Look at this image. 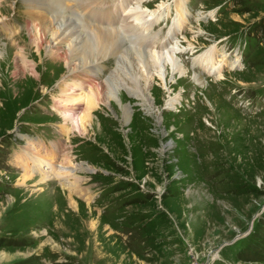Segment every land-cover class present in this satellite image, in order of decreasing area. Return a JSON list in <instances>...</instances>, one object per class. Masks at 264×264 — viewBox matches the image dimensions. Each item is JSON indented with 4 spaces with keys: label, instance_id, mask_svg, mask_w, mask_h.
Segmentation results:
<instances>
[{
    "label": "rangeland",
    "instance_id": "374dc122",
    "mask_svg": "<svg viewBox=\"0 0 264 264\" xmlns=\"http://www.w3.org/2000/svg\"><path fill=\"white\" fill-rule=\"evenodd\" d=\"M29 1L0 0V264H264V0H188L193 19L185 0L175 9L143 0L142 11L161 16L152 52L171 39L186 74L168 68L164 84L153 76L152 111L121 91L127 120L104 87L114 58L87 69L99 71L91 82L67 76L49 53L56 43L46 37L38 52L34 30L58 6ZM251 37L255 57L245 61L239 46ZM118 42L132 50L127 36ZM90 92L100 101L87 131L69 132L59 101ZM83 108L77 101L75 115ZM34 148L44 169L82 168L72 181L39 184L41 174H29Z\"/></svg>",
    "mask_w": 264,
    "mask_h": 264
},
{
    "label": "bare ground",
    "instance_id": "6f19581e",
    "mask_svg": "<svg viewBox=\"0 0 264 264\" xmlns=\"http://www.w3.org/2000/svg\"><path fill=\"white\" fill-rule=\"evenodd\" d=\"M51 1L53 4H56L58 9H61L60 11L62 12H59L57 9L55 10L56 13L52 15L51 20L48 21V19L46 20L42 17L44 20L37 22V26L34 30L36 31V35L38 34L39 36L36 40L38 52L46 37L52 39L56 44H50L51 46H48L49 53L53 52V56L55 55L56 58L59 57L63 63H65L67 73H74L77 72V70H80L83 74H89L90 71L87 69L90 68L92 64V66H94L95 62L97 64H95V69L100 70L101 67L99 66L98 61L101 62L108 57L114 58L115 67L110 72L108 78L105 79V85H103L108 90L107 99L112 102H118L119 105L125 109L124 117L126 120L129 118V110L127 106L123 105L120 101L122 94L121 91H126L129 95L135 97V100L138 99L147 111H152L153 103L150 95L148 94V87L150 81L153 80V76L161 79V82L164 84L166 83L168 68L172 75L186 74L184 69L182 70L173 59L175 49L174 45L171 44L173 43L171 42V39H166V41L161 44L159 47V53H155L156 51L152 52L154 49L153 46H156L154 45V42L157 38V35L153 33V30L155 24H157L161 16L159 10L147 11L149 10L147 9L142 11L143 0ZM29 2L33 3L32 8H36L41 5L40 0H30ZM106 3L109 4L106 5ZM96 4H102V6H98ZM75 10H78L80 13H82V11H91L93 16L90 15V19L86 20L85 17L87 14H83L84 17L80 16L79 18ZM51 11H49L50 14H52ZM75 17L79 25L72 21ZM99 19L103 21V27L106 26L111 29V33H109L110 31L108 30L104 31L102 27L94 25L96 23L95 20L98 21ZM82 20L85 22L87 21V23L85 24ZM46 22L48 23L45 25ZM149 34L151 36H149ZM125 36L128 37L132 50L125 49L124 47L115 44L120 43L121 41L118 42V39ZM138 40L140 41V44L136 43ZM110 43H113V45ZM64 44H66L67 50H65L63 58L60 53H62V50L64 49ZM110 45L111 48H109ZM137 46L141 47L145 51L147 50V54L140 52V49L137 48ZM1 56L2 53L0 52V57ZM211 69H208V74L212 73ZM216 78L220 79V76ZM194 80L195 84L204 85L203 81L197 80L196 78H194ZM98 88H101V86L97 87V89ZM98 95L100 96V94ZM63 98L65 99L59 101L58 108L63 111L64 120L70 121L71 128L68 131L71 132V130L77 128V130L81 133H85L87 131L86 123L88 124L90 119V111L97 106V103L100 101L99 98H94L92 92H90L89 97H83V99L81 96L76 97V95L73 96V94H71V96L64 94ZM80 100H83L84 108L80 115H75L74 107L76 106V102H79ZM172 105L173 103L170 101L166 103V107L168 108H172ZM31 151L35 157L31 158L32 167L30 168L31 171L29 174L34 175L35 171L41 174L42 178L40 181H37L39 184L44 183L51 178H56L61 181H72L75 172L82 168V166H75L72 163H67L66 165L57 166V170L51 166L44 169V166L37 158V153L40 152L35 148ZM22 165L25 168V164H23V162ZM29 177L30 176L26 174V176L22 178L23 180L21 185L27 181ZM68 200L69 205L71 204L76 206H74V210L72 208L71 209L73 211H77L76 208H79L78 202L73 201L71 198Z\"/></svg>",
    "mask_w": 264,
    "mask_h": 264
},
{
    "label": "trees",
    "instance_id": "16d2710c",
    "mask_svg": "<svg viewBox=\"0 0 264 264\" xmlns=\"http://www.w3.org/2000/svg\"><path fill=\"white\" fill-rule=\"evenodd\" d=\"M58 188V187H57ZM59 189V188H58Z\"/></svg>",
    "mask_w": 264,
    "mask_h": 264
},
{
    "label": "water",
    "instance_id": "95a60500",
    "mask_svg": "<svg viewBox=\"0 0 264 264\" xmlns=\"http://www.w3.org/2000/svg\"><path fill=\"white\" fill-rule=\"evenodd\" d=\"M91 172V171H90Z\"/></svg>",
    "mask_w": 264,
    "mask_h": 264
}]
</instances>
